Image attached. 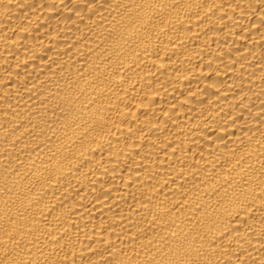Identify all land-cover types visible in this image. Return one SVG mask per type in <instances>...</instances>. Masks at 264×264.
Masks as SVG:
<instances>
[{"label": "bare ground", "instance_id": "6f19581e", "mask_svg": "<svg viewBox=\"0 0 264 264\" xmlns=\"http://www.w3.org/2000/svg\"><path fill=\"white\" fill-rule=\"evenodd\" d=\"M0 264H264V0H0Z\"/></svg>", "mask_w": 264, "mask_h": 264}]
</instances>
